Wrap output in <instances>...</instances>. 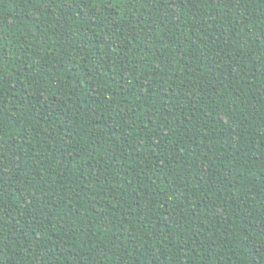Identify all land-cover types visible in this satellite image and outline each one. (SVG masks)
I'll return each instance as SVG.
<instances>
[{
    "label": "trees",
    "instance_id": "trees-1",
    "mask_svg": "<svg viewBox=\"0 0 264 264\" xmlns=\"http://www.w3.org/2000/svg\"><path fill=\"white\" fill-rule=\"evenodd\" d=\"M0 264H264V0H0Z\"/></svg>",
    "mask_w": 264,
    "mask_h": 264
},
{
    "label": "snow or ice",
    "instance_id": "snow-or-ice-1",
    "mask_svg": "<svg viewBox=\"0 0 264 264\" xmlns=\"http://www.w3.org/2000/svg\"><path fill=\"white\" fill-rule=\"evenodd\" d=\"M115 6V5H114Z\"/></svg>",
    "mask_w": 264,
    "mask_h": 264
}]
</instances>
